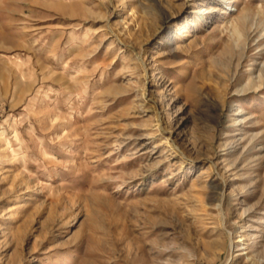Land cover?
Instances as JSON below:
<instances>
[{"label":"rangeland","instance_id":"1","mask_svg":"<svg viewBox=\"0 0 264 264\" xmlns=\"http://www.w3.org/2000/svg\"><path fill=\"white\" fill-rule=\"evenodd\" d=\"M0 264H264V0H0Z\"/></svg>","mask_w":264,"mask_h":264}]
</instances>
